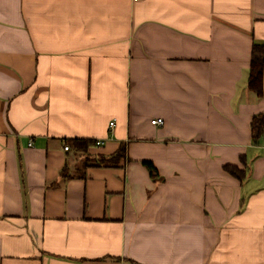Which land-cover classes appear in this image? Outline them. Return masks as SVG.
<instances>
[{
	"label": "crops",
	"instance_id": "obj_1",
	"mask_svg": "<svg viewBox=\"0 0 264 264\" xmlns=\"http://www.w3.org/2000/svg\"><path fill=\"white\" fill-rule=\"evenodd\" d=\"M254 44L264 0H0V264H264Z\"/></svg>",
	"mask_w": 264,
	"mask_h": 264
},
{
	"label": "trees",
	"instance_id": "obj_2",
	"mask_svg": "<svg viewBox=\"0 0 264 264\" xmlns=\"http://www.w3.org/2000/svg\"><path fill=\"white\" fill-rule=\"evenodd\" d=\"M248 87L249 90L258 97L264 95V44H254L253 46ZM252 136L255 145L260 144V142L264 140V113L256 115L253 118ZM67 146H69L70 150L73 149L76 152L87 154L91 147L96 146V143L94 141L75 140L69 141ZM125 154L126 145L123 144L115 156L109 159H102L101 162L117 163ZM241 163L244 165L245 169H241L236 165H226L224 170L237 180L243 182L248 176L247 156L241 157ZM143 165L149 170L153 178H159L158 170L152 162L145 161Z\"/></svg>",
	"mask_w": 264,
	"mask_h": 264
},
{
	"label": "built area",
	"instance_id": "obj_3",
	"mask_svg": "<svg viewBox=\"0 0 264 264\" xmlns=\"http://www.w3.org/2000/svg\"><path fill=\"white\" fill-rule=\"evenodd\" d=\"M137 1V0H136ZM114 124L115 123H111V126H114ZM152 124L153 125H156V126H162V125H164V120L163 119H156V120H153L152 121ZM105 144V142H103V141H97L96 142V145L97 146H102V145H104ZM65 150L66 151H69L70 149H69V146H66L65 147Z\"/></svg>",
	"mask_w": 264,
	"mask_h": 264
}]
</instances>
